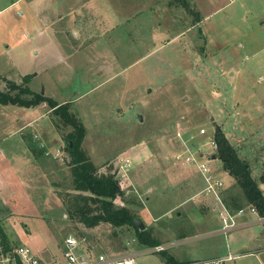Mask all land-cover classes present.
Segmentation results:
<instances>
[{
    "label": "rangeland",
    "instance_id": "obj_1",
    "mask_svg": "<svg viewBox=\"0 0 264 264\" xmlns=\"http://www.w3.org/2000/svg\"><path fill=\"white\" fill-rule=\"evenodd\" d=\"M62 1L64 8L74 12L54 21L53 31L41 20L45 17L35 0H0V91L15 83L58 105L69 104L87 130L83 152L99 174L123 182L124 196L116 204L131 201L128 206L145 224L148 243H160L166 233L201 235L223 227L221 208L211 195L196 199L210 208L205 219H196L208 210L190 199L204 183L194 166L176 161L177 147H183L178 134L206 155L212 152L218 126L235 146L252 136L256 141L252 138L250 145H264V0ZM56 40L63 49L59 44L57 48ZM21 74L31 76L28 84ZM47 110L42 104L29 109L0 105V136H12L20 124ZM48 117L39 121L49 120L55 131L54 136L43 138L49 169L47 203L38 199L32 206H21V213L0 220L1 236L11 248L34 246L41 256L49 239L56 253L69 235L81 233L88 242L100 244L98 253L130 248L137 240L134 228L116 229L112 236V227L87 229L67 215L65 200L78 193L72 189L67 160L66 134L71 128L50 108ZM17 139L10 140L13 144ZM57 150L63 154L60 159L54 158ZM208 163L227 178L225 196L242 194L235 181L224 175L219 160ZM184 201L191 204L186 225L177 219ZM170 208L172 213L156 221ZM257 230L264 232L254 228L229 236L197 235L172 252L183 262L203 260L228 253L227 245L236 242L248 248L239 249V258L223 264H264V254L258 259L241 256L252 246L247 234ZM136 246L149 247L139 242ZM138 262L161 264L156 255Z\"/></svg>",
    "mask_w": 264,
    "mask_h": 264
},
{
    "label": "trees",
    "instance_id": "obj_2",
    "mask_svg": "<svg viewBox=\"0 0 264 264\" xmlns=\"http://www.w3.org/2000/svg\"><path fill=\"white\" fill-rule=\"evenodd\" d=\"M30 79L31 76H27L24 82L28 84ZM42 103H46L55 115L62 118L64 126L71 128V131L66 134L69 140L67 160L68 166L72 169V189L78 193L67 197L65 207L72 222H78L87 229H95L101 225L112 227L114 229L112 236L116 235V229L134 228L140 246L142 244H147L149 247L158 246L159 243H148L146 240L148 238L145 237L146 230H140L136 225L138 216L128 206L131 201L125 200L124 206L116 204V200L124 196L119 181L113 176L99 174L94 163L86 157L81 145L87 130L77 115L70 112L68 103L58 105L52 99L15 83H10L7 91H0V104L2 105L31 108ZM55 124L60 126L56 122ZM252 138L254 140L255 137L252 136ZM214 139L217 144L216 159L222 163L225 172L232 177L236 186L242 191L241 195L230 192H227L226 196L223 194L225 205L232 212L243 208H255L260 216H264V194L260 187L261 183L264 182V145H260L261 148H258L254 142L250 145L252 140L248 138L250 141L243 139L245 141L243 144L239 143L235 146L233 140L219 126L216 128ZM134 205L138 206L137 204ZM79 235H77L78 238L87 239L84 233ZM1 242L6 250L9 249L6 245V238L2 239ZM86 243L91 249L100 245L98 243L92 244L87 240ZM106 253L112 252L106 251ZM166 258L168 264H185L175 260L172 256Z\"/></svg>",
    "mask_w": 264,
    "mask_h": 264
},
{
    "label": "crops",
    "instance_id": "obj_3",
    "mask_svg": "<svg viewBox=\"0 0 264 264\" xmlns=\"http://www.w3.org/2000/svg\"><path fill=\"white\" fill-rule=\"evenodd\" d=\"M34 5L37 6L38 10L45 17V20L41 19L40 17H39V19H41L44 22L46 21L48 25L52 26L53 31H54V27H53L54 21L57 22L59 20V17H61L63 13L68 12V14L73 15V12H74V9L64 8L62 0H35ZM10 6L11 5H9L8 7H10ZM73 19H74V17H73ZM57 40L55 41L57 44V48H58V44L62 47L60 41L57 42ZM62 49H63V47H62ZM21 76L27 77L26 75H22V74H21ZM8 87L6 88L5 91L8 90ZM0 105H2V104H0ZM3 106H10V105H3ZM11 106L17 107L18 109H29V108L21 107L18 105H11ZM42 106L48 107V110L50 108L46 103H42ZM48 110L46 113H44L40 117H37L35 119H31V120H27L26 123L24 122V124H22V125L20 124V127L16 131L13 132L12 136H3V137L0 136L1 137L0 138V220H5L12 213H15V212L21 213L22 212L21 206H25L27 204L29 206H32L33 203H36L37 202L36 200H38V199H41L43 202H45L44 204L47 203L48 195H47V188L46 187H47V182L49 180V176H48L49 169L47 166L48 161L46 160L47 158L45 157L47 150H44L45 146H46L45 145L46 142L43 140V138L44 137L48 138L49 136H54L55 131L53 130V128H51L52 126L51 127L49 126V122H50L49 120L45 124H39V121L41 120V118H44V117L49 118L48 117ZM51 110L52 109L50 108V112H51ZM12 113H14V111ZM49 127H50V129H49ZM37 133H39L41 136L36 135ZM15 134H19V136H14ZM13 137H18V139L16 140V142H14L12 144L10 139ZM39 137L41 140H43L42 142L36 140V139H39ZM58 151L59 150L55 151L54 153H57ZM213 158H214V156L211 157V161H213V160L217 161V159H213ZM58 159H60V158H58ZM57 163L59 164V162H57ZM221 165H222V163H221ZM222 167H223V165H222ZM211 170L214 171L216 173V175L220 179H222L223 182L225 183L226 187H225V190L223 191V192H225L227 190V187H228L227 186L228 185L227 184L228 183L227 178L223 179L219 175V173L215 171V169L211 168ZM223 172H224V170H223ZM224 175L226 177H227V175L229 176V174L227 172H225ZM230 178H232V177H230ZM203 183H204V188H205L206 184H205L204 180H203ZM263 184H264V182L261 183L260 187H261L263 194H264ZM204 188L202 189V191H200L197 194V196L190 199V201L194 205H199L198 202H200V204L201 203L204 204L206 209L208 210L205 215L203 214L200 216V218L199 217L196 218L199 220H202L201 217H203L205 219L209 213V210H210V208L208 207V205L205 202H202L201 200H199V201L196 200V199L200 198L201 195H203ZM214 199L217 201V199L215 197H214ZM217 203L220 206V208L222 209L220 203L218 201H217ZM189 205H191V204H189V201H184L183 203L180 204L182 210L177 213V219L185 221L184 225H186L185 223H187V221L191 219V216H189V215L186 217V213H187L186 211L188 210ZM37 210H38V212L41 213V209H37ZM172 210H173V208H170L167 212H165L163 214H158L156 216L157 217L156 221L160 220L164 216L167 217V213L168 212L172 213ZM25 211H27V210H25ZM148 212H150V210ZM148 215L151 216L152 213H149ZM151 218H152V216H151ZM183 219H186V220H183ZM236 221L239 224L245 223V224H250V225L247 226L246 228L238 229L235 231H244V230L254 229V228H260V229H263V231H264V227L259 224L257 217L251 213H247L244 216H237ZM206 222H207V220H205L203 224H205ZM195 225L197 227V223ZM151 226L154 227V224ZM221 228H219L218 230H214V231L208 230L207 233H201V235H198V234L191 235L192 233H190V235L180 234L179 236L171 235L169 233H166L167 235L163 234L164 237H162V239L159 240L160 241L159 245L170 246L169 249L165 252H162V253L147 254V255H156L158 257V259L160 260L161 264H168V259L166 258L167 256H172L175 260L182 262V263H185V264H190L195 260H197L194 262L196 264H210V262L220 260V259H226L229 256H231L233 258L232 260H236L237 258L240 257V255H238L239 249H241V250L247 249L248 245L239 246L240 243L237 245L235 242L232 245H230V244L227 245V252L228 253H226V254H222V255L215 254V255H212L211 257H209L208 259L206 258L203 260H201V259H189L186 262H183L182 259L177 258L172 252L173 249L180 246V244L185 243V242L190 241V240H192V241L196 240L195 238L197 237V235L198 236H204V237L216 236V235L229 236L230 234H233L235 232V231H233V232L225 235V234L220 233ZM2 229H3L2 223L0 222V245L5 248V246L1 242V240L4 239V237L1 236V234H3ZM143 230H146V228H144ZM195 230H196L195 232H200L199 229H195ZM263 235H264V232H261L259 230L254 231V232H249V234H247V239L250 238L252 246L250 247V249L248 251L243 252L241 256H243L245 258L246 257H257V259H258V257L260 258V255L264 254V243H263L264 238L262 239ZM176 238H178V239H176ZM234 239H235V237H234ZM135 241H136L135 243L132 242L133 246L131 244V246H132V248L130 246L131 249L142 251L144 249L150 248V247H146V246L145 247L136 246L138 244V242H137V240H135ZM9 243H10V241H9ZM9 243L7 241L6 245H8L9 249H11L12 246ZM48 244L49 245L43 246V249H41L43 256L39 255L34 250V246L30 247V248H32L33 251L38 256H40L41 258H43L45 260H50L53 256L58 255L61 252V249L58 252L54 253L55 252L54 251L55 246H54V244L51 243L50 239L48 241ZM95 250H96V248H95ZM233 250L236 251L235 254L232 253ZM125 251H127V248ZM125 251H122V252H125ZM97 252H100V251H97ZM110 252L114 253V251H110ZM112 253H109V254H112ZM117 253H114V254H117ZM119 253H121V252H119ZM45 255L48 256V258L44 257ZM147 255H141V256H139V258L147 256ZM190 260H192V261H190ZM232 260H227V262L232 261ZM194 263H192V264H194Z\"/></svg>",
    "mask_w": 264,
    "mask_h": 264
},
{
    "label": "built area",
    "instance_id": "obj_4",
    "mask_svg": "<svg viewBox=\"0 0 264 264\" xmlns=\"http://www.w3.org/2000/svg\"><path fill=\"white\" fill-rule=\"evenodd\" d=\"M202 134H206V130L201 131ZM182 141V149L177 147V155L175 159L177 162L186 164L188 166H194L200 175L202 176L206 186L203 190V194L214 196L220 203L222 209L219 212V217L222 221L223 227L220 233L228 234L235 230L246 228L250 224H239L236 219L237 216H244L247 213H251L257 217L260 225L264 227V216H260L255 208H243L238 211L232 212L227 208L223 199V191L225 190V183L220 179L214 171H211L208 161H211V157L215 156L217 144L213 137L211 145H213L212 152L205 154L204 152L195 151L194 147H190L186 144L181 133L178 134ZM62 152H57L54 158H60ZM205 156L208 158L203 161ZM125 168L129 166V161L125 162ZM126 174V173H125ZM125 177V176H123ZM120 187L122 183L119 181ZM136 241L134 240L133 243ZM170 246L158 245L150 247L142 251L128 248L127 251L117 254L98 253L95 249L88 247L86 240L80 239L77 236L69 235L64 241V247L58 255L53 256L50 260H45L38 256L32 248L26 245H21L11 249H5L0 245V264H139L138 258L141 255L158 254L165 252ZM229 256L226 259H220L210 264H223L227 260H232Z\"/></svg>",
    "mask_w": 264,
    "mask_h": 264
},
{
    "label": "water",
    "instance_id": "obj_5",
    "mask_svg": "<svg viewBox=\"0 0 264 264\" xmlns=\"http://www.w3.org/2000/svg\"><path fill=\"white\" fill-rule=\"evenodd\" d=\"M71 146H72V143H71ZM213 159H216V156H214ZM136 225L141 229L143 230L145 228V225L143 224V222L141 220H136Z\"/></svg>",
    "mask_w": 264,
    "mask_h": 264
}]
</instances>
